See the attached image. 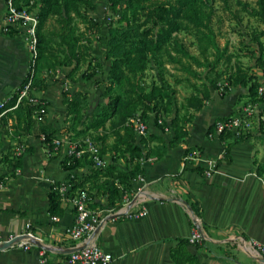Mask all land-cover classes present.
<instances>
[{
    "label": "crops",
    "instance_id": "1",
    "mask_svg": "<svg viewBox=\"0 0 264 264\" xmlns=\"http://www.w3.org/2000/svg\"><path fill=\"white\" fill-rule=\"evenodd\" d=\"M5 12V0H0V102L17 90L29 65L23 34L3 30ZM51 80L44 90L33 91L47 102L50 115L55 105L50 98L60 89L58 77ZM184 85L188 88L186 82ZM242 104L233 92L219 96L210 89L209 99L199 110L177 105L180 113L187 112L190 117L184 126L186 135L179 141L170 145L174 133L169 124L174 112L163 116L166 130L150 115L144 156L130 161L128 154H102L106 166L113 163L118 169H126L138 164L143 177V181L134 179L132 191L126 193L129 204L119 202L115 208L107 204L100 190L85 184L91 207L105 212L115 209L93 237L101 249L112 254L110 264H264V132L254 129L242 138L231 134L220 137L213 131L208 134L214 121L237 112ZM56 106L60 119L45 118L56 130L54 140H64L65 135L58 131L67 126L61 121L65 115L63 97ZM19 131L20 137L11 133V141L4 138L1 151L3 157L21 155L20 167L13 168L5 158L2 161L0 153V231L19 234L28 225L33 238L22 240H30L28 249L0 250V264H69L68 255L75 243L65 228L74 221V209L61 201L58 220L48 212L52 184L69 175L61 166L67 145L63 142L58 152L50 155L41 138ZM112 142L113 137L106 140L107 144ZM24 146L32 150L25 152ZM207 160L216 163L209 175ZM88 170L84 167L75 174L84 177ZM143 209L146 214L137 217ZM194 219L203 239L190 244L187 237Z\"/></svg>",
    "mask_w": 264,
    "mask_h": 264
},
{
    "label": "trees",
    "instance_id": "2",
    "mask_svg": "<svg viewBox=\"0 0 264 264\" xmlns=\"http://www.w3.org/2000/svg\"><path fill=\"white\" fill-rule=\"evenodd\" d=\"M106 3L111 13L107 17L111 18L113 15H118L121 23L119 26H113L109 23L106 27V34L103 36V58L109 62V67L104 76V80L107 82L105 92L108 94L109 100L106 105L101 107L97 119L84 126L83 112L89 105L86 91L75 90L70 97L67 93H63L64 122L70 129L66 132L65 137L76 140L77 138L72 135L74 133V136H80L79 139H83L89 130L98 132L99 129H104L106 121L109 120L113 142L107 144L105 136L96 137V140H100L99 143L95 141L99 144L100 154L102 155L107 151L112 152L116 157H125V154H128V160L132 161L144 156L145 148L143 145L146 137L137 140L132 127L124 124L129 117L139 113L147 122L152 115L154 123L157 124L159 117L174 112V117L169 124L174 133L170 145L186 135L184 126L190 117L187 112L180 113L181 107H177L173 90L166 89L164 85H154L149 91H145L144 88L130 83L131 79L145 71L150 58L161 51L165 52L170 62L179 64L180 70L189 75L184 77L183 81L192 90L185 98L186 104H183L182 107L199 110L210 97V87L205 83L198 85L192 80L190 76L196 79L199 77V73L194 71L190 62L183 61V58L190 59L195 66H206L210 69L218 64L222 54L211 35L209 26L211 14L206 9V0H106ZM30 4L37 9V24L35 29L36 54L34 60L29 61L28 70L33 69L34 71L31 90L40 92L46 88L49 81L47 76L41 77L39 75L42 66L45 65L49 70L55 71L59 66H72L74 60L76 62L85 61L90 47L81 46L79 42L82 38L90 41L87 34L91 32L93 25L97 32H100L102 28L91 23L90 19L82 12L83 8L92 6L88 0H15V5L19 10ZM255 4L257 6L256 11H254L255 15L264 23V0H255ZM77 18L86 24L87 34L78 32L77 36H74L76 31L75 19ZM183 23H186L184 28L191 27L196 31L198 47L204 56L209 48L214 49L216 54L214 60H209L207 56L200 60L189 55L185 48L172 38L174 32L183 29ZM148 24L150 27H146ZM156 27L158 29L154 32ZM49 34L58 36L59 44L69 51L68 55L60 56L50 50ZM261 35H264V31L261 32ZM255 39L260 53L255 58V62L264 75V59H262L264 46L257 37ZM172 50L176 55L171 53ZM93 64L96 69L84 71L82 73L84 79L94 78L99 73L98 71L103 68L99 62ZM89 67L90 61L87 70ZM75 68L72 66L71 72ZM102 70L100 71V79H94L95 82L103 78L104 71ZM28 78L29 73L25 75L17 90L2 101L3 106L0 108V114L4 110L7 111L0 115V129L7 134L9 130L7 127L8 120H11L10 127L13 129L14 138L21 136L19 130L29 132L31 135L41 138L50 155L57 153L58 147L53 143L56 130L52 129L51 123L45 118V114L38 115L36 112L40 106H43L45 111L47 110V102L43 98L38 97L37 104H31L29 100L22 98L16 107L9 110L16 104L19 92ZM181 82V80L178 81V83ZM125 83H130V88L122 89ZM232 84L247 89V97L250 100L248 103L264 102V92L261 95L258 94V88L264 85V82L260 83L257 78L252 76L247 78L244 73L239 71L234 75ZM114 116L117 117V121H114ZM221 119L224 118H219L216 121ZM216 121L209 126L208 134L214 131ZM259 129L260 132H264V123L260 125ZM224 135L226 134H219L220 137ZM92 141L94 142L93 139ZM30 150H32L31 147L24 146L25 152ZM21 157V155L9 157L6 154L3 158L8 160L10 166L18 168L21 165ZM114 160L116 159L114 158ZM61 166L65 171L74 174L75 171L88 167L89 170L84 177H78L75 174V179L72 181L73 189L84 188L89 194V188L85 186L86 182H89L90 189L100 190L107 197V204L113 208L121 202L124 194L132 191L133 180L141 172L138 164H133L126 169H118L113 163L103 168L93 167L87 152L80 157L66 155L61 160ZM48 212L50 216H59L62 213L60 196L55 190L48 193Z\"/></svg>",
    "mask_w": 264,
    "mask_h": 264
},
{
    "label": "rangeland",
    "instance_id": "3",
    "mask_svg": "<svg viewBox=\"0 0 264 264\" xmlns=\"http://www.w3.org/2000/svg\"><path fill=\"white\" fill-rule=\"evenodd\" d=\"M88 1L92 6L83 8L82 12L88 19H90L91 23L101 26L102 29L100 32H97L94 28L95 26L93 25L91 32L87 34L88 31L85 30L86 24L80 18L75 19L76 31L74 32V36H77L78 32H87L86 34L90 38L89 42L84 38H82L79 42L81 46L84 45L85 47H90L85 61L80 60L79 62H76L74 60L72 66L76 68L72 72V66H59L55 69V71H52L43 65L41 68L42 71L39 74L41 77L47 76V79L49 78V80H54V77H58L59 80L58 86L60 89L54 90L52 97L50 98L54 100L55 104L53 105L54 107L52 106L53 114L50 115L49 110L48 114L47 111H45V117H52L53 120H58L59 118L60 112L58 111L56 105L59 104L60 106V99H62L63 93H67L70 97L71 93L75 91L71 88L74 86L79 90L86 91L89 98V105L83 112L82 120L84 126L89 125L92 121L97 119V114L100 112L101 107L106 105L109 100L108 94L105 92L107 82L104 80L105 73L109 67V62L105 61L103 58V36L106 34V27L109 23L113 26H119L121 24L119 22L118 15H113L111 18L107 17V15L111 13L106 0ZM206 5V9L211 14V21L209 24L211 35L222 55L219 58L218 64L210 69L206 68V66H195L188 58H183V61L190 62L194 71L199 73V77L196 79L195 77L190 76L198 85H201V83L207 84L213 93L219 96H228L231 92H233L240 101H243L242 105H245L250 102L247 97V89L240 85H233L232 80L234 75L240 71L241 73H244L247 78L252 76L257 78L260 83L264 82V75H262L261 69L255 62V58L260 54L255 37H257L258 41L261 42L262 46H264V35H261V32L264 31V23L260 21L257 15H255L254 11L257 9L255 0H206ZM21 12L25 18H20L15 25L10 28V30L4 32L9 33L10 31H17L19 34H23L29 61H33L35 54L32 49V28L34 23L33 19L36 18L37 9L30 4L28 6H24ZM184 25H186V23H183L182 30L172 34V38L180 43L189 55H192L200 60H203L205 56H207L211 61L214 60L216 57L214 49L209 48L204 56L198 47L196 31L191 27L184 28ZM146 27H150V24L146 25ZM154 29V32H156L158 27ZM49 35L50 50L60 56L68 55L69 51L59 44L60 41L58 36ZM171 53L176 55L174 50H172ZM262 59H264V51H262ZM89 61L90 67L87 70ZM94 62H99L103 67V70L100 69V71H104L103 78L98 82H95L94 79H100V71H98L99 73L90 80H86L82 77V73L84 71L96 69L93 64ZM186 76L189 75L180 70L179 64L170 62L166 53L161 51L150 58L145 71L137 74L136 77H133L130 83H134V85L144 88L145 91H149L154 85H164L166 89L174 91L176 104L183 105L186 104L185 98L192 90L190 87L187 88L184 85L183 79ZM179 80L182 82L178 83ZM130 83H125L122 86V89L130 88ZM59 90L61 92L58 95L59 100H57L56 94H58ZM260 103L262 102H259L258 104L260 105ZM48 108V105H46V109ZM260 110L261 113H264V106L261 105ZM64 118L65 115L61 117V121L64 122ZM113 119L114 121H117L116 116H114ZM11 124L12 121L8 120L7 127H9L10 131L8 130L7 134L0 129V153H2V161H4V153L1 149L4 145V138H8L10 141L12 140V137H10V134H13V129L10 127ZM124 124L127 125V121ZM68 130H70L68 126L58 128V131L63 135H65ZM72 135L77 139L80 138V136H74V133H72ZM84 136L89 137L90 139H93L94 142L97 141L98 143L100 140H96V137L99 136H105L107 142L111 141L113 134L109 128V120L106 121L104 129L101 128L98 132L89 130ZM98 143L96 144L99 146Z\"/></svg>",
    "mask_w": 264,
    "mask_h": 264
},
{
    "label": "built area",
    "instance_id": "4",
    "mask_svg": "<svg viewBox=\"0 0 264 264\" xmlns=\"http://www.w3.org/2000/svg\"><path fill=\"white\" fill-rule=\"evenodd\" d=\"M6 12L4 17L3 30H10L12 26L20 18H25L21 10H19L15 5V0H5ZM33 40L32 49L35 52V29L37 24V19H33ZM34 63V62H33ZM30 70V71H29ZM27 70L26 74L29 73V78L24 84L23 88L20 90L19 95L16 100V104L9 108L13 109L17 106L18 102L23 98H27L31 104H37L38 97L33 94L31 90V82L34 76L33 69ZM264 92V85L258 88V94L261 95ZM3 103L0 102V108H2ZM5 111L1 112L2 115ZM37 114H45L43 106H40L36 110ZM39 117V116H38ZM264 123V113H261L260 105L257 103H247L241 108L225 117L224 119L218 120L214 125L215 134H231L235 137H240L250 134L254 129L258 130L260 125ZM127 125L131 126L136 134L137 140L140 138H145L148 135V125L146 121L140 116L139 113L134 114L127 120ZM157 125L162 126L164 130L167 129L164 125L163 116L159 117L157 120ZM211 135V133H209ZM67 145L66 155H74L80 157L84 153H88V157L92 162L93 167L103 168L106 166V162L103 156L100 154L99 147L96 143L92 141L89 137L83 139L70 140L65 137L64 140L55 139L53 143L56 147L60 146L62 143ZM23 148V147H22ZM206 174L209 175L216 169V163L212 160L206 161ZM73 179H75L74 173H69L68 178L60 183L52 184L50 191H57L60 196L61 201H66L74 209V221L71 225L65 228V234L75 243L72 250L68 255L69 264H110L113 260V256L110 252H106L101 249L94 241L93 237L96 233L98 227L101 223L109 216L115 213V209L109 211L100 210L99 208L91 207V198L88 194L87 189L77 188L73 189ZM137 181H143L141 174H138L135 178ZM124 194L121 198V205H128L129 200ZM130 216V212H127ZM146 214V210L143 209L137 213V217H142ZM53 220H58L56 216H52ZM17 235H24L20 241L13 243L11 247H22L23 249H28L31 245L30 240L28 242H23L22 240L27 238H33V234L29 231V226H26V231L19 234H7L4 235L0 231V244L4 242H9L13 240ZM203 239V233L197 224V219L193 220L192 230L187 237V242L190 244L199 243Z\"/></svg>",
    "mask_w": 264,
    "mask_h": 264
},
{
    "label": "water",
    "instance_id": "5",
    "mask_svg": "<svg viewBox=\"0 0 264 264\" xmlns=\"http://www.w3.org/2000/svg\"><path fill=\"white\" fill-rule=\"evenodd\" d=\"M24 235H17L13 240L9 242H4L0 244V250L10 248L13 243H16L20 241L22 238H24Z\"/></svg>",
    "mask_w": 264,
    "mask_h": 264
}]
</instances>
